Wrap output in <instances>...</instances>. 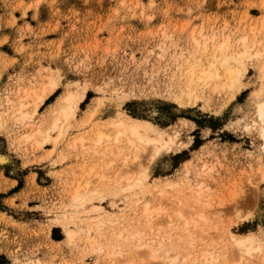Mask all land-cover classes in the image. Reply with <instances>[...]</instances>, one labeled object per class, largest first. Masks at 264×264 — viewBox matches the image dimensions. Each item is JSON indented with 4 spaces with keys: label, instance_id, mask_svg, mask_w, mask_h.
Returning <instances> with one entry per match:
<instances>
[{
    "label": "rangeland",
    "instance_id": "374dc122",
    "mask_svg": "<svg viewBox=\"0 0 264 264\" xmlns=\"http://www.w3.org/2000/svg\"><path fill=\"white\" fill-rule=\"evenodd\" d=\"M262 19L264 0H0V154L9 157L0 164V264H113L107 252L114 242L123 250L119 264L126 259L135 264H194L196 250L209 245H216L219 264H260L257 256L240 257L228 234H264V178L259 175L264 150L259 125L253 123V97L264 82L262 73L255 59L247 60L242 90L231 100L227 92L198 84L188 97L185 71L190 61L206 63L211 48L205 54L194 40L202 35L216 40L228 36L234 47L246 35L250 43L255 40V50L263 49ZM51 78L59 86L37 113L20 121L11 115L19 102L31 108L34 98L28 93ZM84 89L85 100L56 144L51 139L38 147L45 135L24 138L40 127L46 132L59 99L67 91ZM95 108L101 110L96 113L100 119L82 126ZM120 111L177 135V145L157 158L148 151L139 159L115 147L103 154L101 146L97 154L70 145ZM57 135L50 131L52 138ZM144 167L149 173L145 186L171 181L178 188L165 187L167 197L154 199L134 195L140 189L122 191L112 183L115 174L128 178ZM10 178L16 183L12 188ZM87 180L92 181L89 191L96 192L83 205L72 206L73 189ZM191 189L202 190L199 202L188 208L189 216L199 221L191 229L194 248L176 239L160 245L155 234L165 214L156 215L151 225L130 220L133 201L149 200L167 212L179 191L194 200ZM95 205L104 208L100 214L106 218L128 217L107 222L100 232L89 230L99 216L90 211ZM69 227L78 231L74 244L65 241ZM120 230H125L124 239L118 242L112 234ZM137 231L142 237L139 232L131 237ZM87 234L100 236L103 252L91 251ZM153 250L154 259L148 256ZM188 253L193 256L184 260Z\"/></svg>",
    "mask_w": 264,
    "mask_h": 264
},
{
    "label": "bare ground",
    "instance_id": "6f19581e",
    "mask_svg": "<svg viewBox=\"0 0 264 264\" xmlns=\"http://www.w3.org/2000/svg\"><path fill=\"white\" fill-rule=\"evenodd\" d=\"M246 19H247V17H246ZM194 40L197 43V47H200L201 49H203L201 51H203L205 54L209 50V48H211V49H210V53L207 56V58L205 57L207 64L206 63L203 64L204 61L202 62L199 59L194 60V61H190L187 63L188 67L186 68L185 76L187 78V83H188L187 87H188L189 91L187 93H185V95H187L188 97H190L192 95L191 89L193 88V85L198 84V85H204L207 87H208V85H212V88L214 91L227 92L229 94V99H231V100L234 99L242 90L243 85L241 86V79L244 78L245 74H247V71H248L247 66H246L247 60H253V59L256 60L259 71L262 73L261 78L264 79V60H263L264 59V46H263V49L255 50L254 44H256V42H254L255 41L254 40V41H252L253 43L252 42L250 43L251 40L248 36L244 35L239 40L236 41L235 44H237L238 47H234L236 45H231L232 44L230 41L231 38L228 36L222 37L221 40H216V36H214V35L212 37H208V35H202L201 40H200V38H197V37H195ZM211 43H212V45H211ZM231 46H233L234 49H231ZM198 51H200V50H198ZM57 80L55 78H51L48 83L43 84L40 88H38V90H36V91L33 90L30 93H28V97L34 98V104L32 105V107L29 108L28 105L25 104L24 102H19V105L17 107H14L11 109V111H10L11 115L13 117L19 119V121L20 120H26V119L28 120V118L32 117V115L37 113V110L44 103V101L57 89V87L59 86V82ZM182 94H184V93L182 92ZM86 95H87V91L85 89L81 93H77L75 91L74 92L73 91H67V93L59 99L56 106L52 109V111L49 115L50 121L48 124L47 131L43 132L41 130V127H40L38 130L34 131L33 133H27L26 135H24V138L26 140H30V139L35 138L37 135H45V136H43L44 138L42 141H39L38 143L36 142L38 147H42L43 144H45L46 142H48L51 139L54 141V144H56L58 142V139H60L64 136L67 128L70 127V121H71V119H73L75 117L76 112L79 109L81 103L85 100ZM253 98H254L253 100H255V104H256V116H257V120H254L253 123H254V125H259L258 126V133H259V136L262 140L261 147L264 150V82L261 84V87H259V89H257L255 91ZM99 103H102V102H99ZM186 104H187V101H186ZM99 111H101L99 108H95V110L94 109L91 110L90 114H89L90 119L88 118V120L83 122L81 125L83 126L84 124L90 123V121L94 122L95 120L97 121V119L99 120L100 118L97 116L99 114L97 112H99ZM96 113H97V115H96ZM100 113H102V112H100ZM91 117H93V118H91ZM105 121L102 124H99V123L95 124L94 128L92 127L93 128L92 134L79 135V136L75 137L73 140L70 141V145L73 147H80L84 150L87 149V151L88 150L94 151L96 153L100 152V151H98V149H99V147L102 146L103 149H102L101 153H103V154L109 153V151H113L114 150L113 148L115 147L118 149L117 150L118 152H122L124 150L131 151L132 153L135 154V156H134L135 159L136 158L139 159L142 153H144V152L146 153L148 151H151L153 153L152 158H157L158 156L162 155L164 152L172 151V149L177 145V143H176L177 135H174V136L170 135V134L166 133L165 131L160 130V128H158L151 121L146 120V119L132 117L130 115L125 114L124 111L123 112L120 111V113L117 115V117H110V118L106 119ZM247 127H250V126L248 125ZM50 131H58V135L56 137L52 138L50 136ZM180 151L181 150H179L178 152H180ZM125 152H127V151H125ZM148 156H149V154H148ZM0 157H7V160L0 159V164L1 163L5 164V163L9 162L8 155L0 154ZM125 161H127V157L125 158L124 163H125ZM189 162L190 161L188 160L185 162V164H187V163L189 164ZM91 169H94V167H91ZM203 169H205V166L203 167ZM259 171H260V173H259L260 178H264V169L262 166L259 168ZM99 177H100V179H103V180H104V178L106 179L105 174H101ZM125 177L123 176V174H121L119 172L118 174H115V179L112 180V183L115 184L114 186L116 188H121L120 190H122V191H134L135 189H140L139 192H134V195L143 194L145 196L147 194H150L153 196L154 199H156L155 197L160 196V195L162 196V198L164 196L167 197V193H169L167 190H169V189H166L165 187L171 188L173 190V189H177L179 186L175 182H171V181L164 183V186L162 184H156L153 187L145 186L144 182L149 177L147 167H144L138 173H136L134 175L132 174L128 178H125ZM91 182H92L91 180H87L85 183H81V181H78V184L73 189V193L71 196L72 206L77 207L78 205H83L86 200H90L92 198V196L94 195V193L96 191L95 192L89 191L88 186ZM110 187H111V185H110ZM199 188H200V186H199ZM180 192L181 191L178 192V199L176 198L177 199V200L175 199L176 201L173 200V202H174L173 209L171 211H167V212L164 211V210H167V209H165V207H164V210L162 208H159L160 206L154 207L153 206L154 204L152 202H150L149 200H147L143 203H140L139 200L133 201V203L130 205V209H131L130 220L134 221V222L135 221H137V222L142 221V223L145 222V223H147V225L148 224L151 225L153 220H154V217H156V215L165 214L166 218L161 220V221H158L160 228L158 227L159 230L155 234L156 237H160V239H162V241L159 240L160 245L163 244V241H167L171 245L172 241L174 239H176L178 241H181L182 243L185 241H188V243H190L189 245L191 247L193 246V248H194V246L196 245V242L194 241V238L192 237V232H191L192 230L191 229L199 227L198 226L199 221L195 217H192L191 215L189 216L188 208H192L195 205V203L199 202L202 190H196V189L192 190L191 189L190 194L193 193L196 195L194 200L192 198L191 199L188 198V196L187 197L182 196V193H180ZM176 194H177V191H176ZM179 194H180V196H179ZM184 195H186V194H184ZM144 196H142V197H144ZM162 202L163 201H161V203ZM139 203L141 205L136 206ZM102 210H104V208L100 205H95L91 208L90 211L93 213H94V211L98 212L99 216L97 217V220L95 223H89V225H88L89 230L91 227H95L96 230L98 232H100L99 229L102 228V226L105 225L107 222L115 223V221H119V220H122L121 222H123V221H125V218L128 217L127 214L122 213L121 216H116L115 219H112V217L106 218V217H104V215L100 214L102 212ZM195 212H197V211H195ZM199 212H197V213H199ZM197 213H196V215H197ZM118 217H120V218H118ZM200 217H202V216H200ZM158 218H159V216H158ZM92 220H93V218H92ZM163 224H166L167 227L166 228L162 227L163 228L162 229L161 226ZM93 225H95V226H93ZM149 228H151V227H149ZM88 229H87V231H88ZM151 229H153V228H151ZM65 230H64L66 232L65 241L68 244H71V243L74 244L78 231H76L75 229L70 228V227L65 229ZM124 231L125 230L115 231L112 234V238L114 237L116 239V241H118V239H121V238L124 239L123 238V232ZM138 232L139 231L132 232L131 237H136V236L138 237L139 233L141 235L140 237H142V234H141L142 231H140L139 233ZM143 232H144V230H143ZM80 234H81V232H80ZM80 234H78V235H80ZM228 235L230 236L229 239L233 243V247H236V249H237L236 251L238 253H240L239 254L240 257H244V255H246V256L250 257V260H252L251 258H253L254 256L255 257L257 256L258 262L260 264H264V234L263 233H262V236H263L262 238H259L258 236L253 235L252 233L239 235V237H237L234 233H231V232H229ZM96 236H99V235L96 234ZM96 236H93V237L89 236L86 238V240L89 244V248L92 249L91 250L92 252H94L96 250L102 251L105 248V246L102 245L100 243V241H98V238ZM143 236H144V234H143ZM85 237H86V235H85ZM145 240H146V238H145ZM108 243H110V242L108 241ZM146 243L147 242H145V244ZM108 245H110V244H108ZM240 245H243L242 249H241ZM120 247L121 246H119V244L117 242H114L113 244H111V249L107 252V256H109L111 258L113 264H117V263L119 264V258L121 256H123V250ZM217 248H218V246H217ZM215 250H216V245H212V246L209 245V246L202 248L198 251L196 250V253H194L195 254L194 259H192L193 263L194 264H206V263L216 264L217 262H219L218 261L219 258H218V256L214 255L213 252ZM154 252L155 251L153 250L151 253L148 254V256H150L149 258L154 259V257H155ZM225 255L223 254V256H225ZM103 256L105 257V255H103ZM191 256H193V254L188 253L183 257V259L187 260ZM110 258H108V259H110ZM177 258H175L174 260H176ZM253 260H255V259H253ZM129 261H131L132 264H135V262H136V261L131 260V259L130 260L126 259L122 263L127 264V262H129ZM256 261H257V259H256ZM239 262H241V260ZM229 263L232 264L231 262H229ZM27 264H31V263H27ZM217 264H219V263H217Z\"/></svg>",
    "mask_w": 264,
    "mask_h": 264
},
{
    "label": "crops",
    "instance_id": "0c3cea01",
    "mask_svg": "<svg viewBox=\"0 0 264 264\" xmlns=\"http://www.w3.org/2000/svg\"><path fill=\"white\" fill-rule=\"evenodd\" d=\"M9 180L12 182V186H11V188L14 187V186L16 185V183H14V182H15V179H11V178H10ZM13 183H14V184H13ZM9 190H11V189H9ZM4 199H5V200H8V197H4Z\"/></svg>",
    "mask_w": 264,
    "mask_h": 264
},
{
    "label": "snow or ice",
    "instance_id": "6c2138e0",
    "mask_svg": "<svg viewBox=\"0 0 264 264\" xmlns=\"http://www.w3.org/2000/svg\"><path fill=\"white\" fill-rule=\"evenodd\" d=\"M30 7H34V6L30 5ZM0 159H2V160H7V157H0ZM240 247H241V249H242L243 245H240ZM127 264H132V262L129 261V262H127Z\"/></svg>",
    "mask_w": 264,
    "mask_h": 264
}]
</instances>
